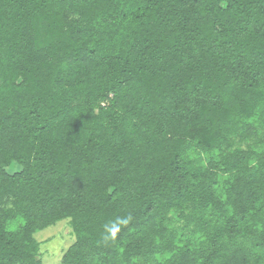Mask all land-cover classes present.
<instances>
[{
    "label": "trees",
    "instance_id": "16d2710c",
    "mask_svg": "<svg viewBox=\"0 0 264 264\" xmlns=\"http://www.w3.org/2000/svg\"><path fill=\"white\" fill-rule=\"evenodd\" d=\"M63 220L61 264H264V0H0V264Z\"/></svg>",
    "mask_w": 264,
    "mask_h": 264
},
{
    "label": "rangeland",
    "instance_id": "374dc122",
    "mask_svg": "<svg viewBox=\"0 0 264 264\" xmlns=\"http://www.w3.org/2000/svg\"><path fill=\"white\" fill-rule=\"evenodd\" d=\"M68 223V220H63L35 234L40 243L42 264H61L62 255L74 242Z\"/></svg>",
    "mask_w": 264,
    "mask_h": 264
},
{
    "label": "clouds",
    "instance_id": "9594fccd",
    "mask_svg": "<svg viewBox=\"0 0 264 264\" xmlns=\"http://www.w3.org/2000/svg\"><path fill=\"white\" fill-rule=\"evenodd\" d=\"M131 220V217L118 218L116 222L112 223L111 227L106 226L107 236L105 239H115L117 233L120 231V225H127Z\"/></svg>",
    "mask_w": 264,
    "mask_h": 264
}]
</instances>
